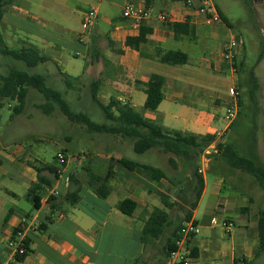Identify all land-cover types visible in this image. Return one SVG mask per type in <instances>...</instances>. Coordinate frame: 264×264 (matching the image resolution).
Wrapping results in <instances>:
<instances>
[{
    "label": "crops",
    "instance_id": "0c3cea01",
    "mask_svg": "<svg viewBox=\"0 0 264 264\" xmlns=\"http://www.w3.org/2000/svg\"><path fill=\"white\" fill-rule=\"evenodd\" d=\"M205 1L196 0L190 7L184 0H154L148 9L150 17L136 23L122 16L123 9L128 3L145 7L144 0H13L0 28L3 37L7 33L15 44L34 45L49 59L42 64L53 65L43 74L48 81L58 78L66 87L64 75L79 77L76 84L83 78L90 79V83L99 80L98 96L103 104L115 98L133 107L147 121L170 131L208 135L215 137L212 143H223L239 121V115L231 125L225 120L226 108L233 101L231 91L239 88V81L237 69L234 72L232 63L224 58L223 48L230 39L238 40L235 63H245L243 52L253 38L236 34L221 9L230 25L224 21L207 25L205 16L198 12ZM91 9L97 11L98 18L86 43L81 44L77 36L84 15ZM161 14L170 20L161 21ZM187 21L194 36L187 34L176 40L172 25ZM142 29L151 32L139 50L126 46L127 38L138 37ZM253 45L259 50L257 63L263 41ZM160 49L184 52L188 61L182 65L163 63L158 56ZM83 55V67L71 59ZM153 74L165 79L164 99L156 110H147L143 84ZM259 107L263 104L259 103ZM243 136L253 137L247 132ZM256 137H264L260 127ZM18 139L0 137V264H16L8 241L16 238L19 231L27 242L28 254L17 264H133L144 253L140 234L149 214L154 208H162L163 200L178 201L180 187L165 179L154 180L140 170L129 171L120 163L133 150L132 142L124 137H89L90 152L72 158L64 150L67 163L63 167L56 156L47 162L34 146ZM144 154L157 158L159 163L162 156L166 157L155 149ZM47 165L58 170L57 178ZM154 167L169 173L163 163ZM110 169L113 175L107 185L111 192L101 198L89 180L104 178ZM37 170H42L41 175L52 186L41 192L39 208L35 209L28 191L38 182ZM233 170L221 155L206 165L204 189L192 211L196 233L189 243L190 264H236V260L238 264H264V252L256 254L261 209ZM180 171L181 168L174 169L169 174L175 176ZM72 175L77 183L70 187ZM77 188L79 199L70 204L64 198L70 189ZM124 199L137 205L132 216L117 208ZM214 217L219 222L230 221L232 227L226 230L212 225Z\"/></svg>",
    "mask_w": 264,
    "mask_h": 264
},
{
    "label": "trees",
    "instance_id": "16d2710c",
    "mask_svg": "<svg viewBox=\"0 0 264 264\" xmlns=\"http://www.w3.org/2000/svg\"><path fill=\"white\" fill-rule=\"evenodd\" d=\"M243 2L246 5L251 3L250 0H243ZM12 3L13 0H0V23ZM153 3L154 0H144L146 9H149ZM218 12L221 20L230 25L227 17L219 9ZM172 29L176 40L181 39L183 35H193L194 32L188 21L186 23H174ZM150 32V29H142L138 37L127 38L126 46L139 50L140 45L147 41L146 35ZM0 54L11 60L23 63L25 67L11 68L6 73L0 72V109L4 106L5 101L16 102L13 109L14 114H21L24 110L29 90L32 88L43 96L44 103L38 105V108L47 116L59 110L70 123L83 125L88 133L120 136L130 140L133 144V150L137 154H144L152 149H157L164 155H171L168 158L171 170L178 168L182 170L175 176H171L165 170L149 164H143L124 157L120 159V163L129 171L140 170L157 181L165 179L172 185L180 187L178 196L180 194L185 196L183 201L178 199L174 203L163 200L162 208H154L152 210L140 234L144 253L133 263L167 264L170 255L176 250V241L180 237L182 225L191 220L192 211L197 207L200 200L204 189L203 176L198 173L200 155L206 147L212 144L215 137L170 131L158 123L147 121L133 107L123 104L115 98H112L108 104H103L98 96L101 85L99 80H94L90 84L91 97L103 112L105 122H94L86 113L75 112L66 99V92L50 85L45 75L30 71V69H35L49 61L37 47L24 43L21 48H10L6 44L0 28ZM158 56L161 62L167 64L182 65L188 61V55L181 51H163L160 49ZM263 58L264 41L255 66ZM244 64L243 62L240 64L235 63L238 75H241L238 67L243 68ZM255 66L245 71V78H239V89H244L245 91L244 95L239 96V120L245 114L247 116L246 120H255L248 132L253 137H247V149L245 150L247 154L240 153L234 142H224L219 144L218 147L225 164L232 169L251 176L258 183L264 194V161L259 154L260 138L256 137L259 131L256 117L261 110L259 107L261 83L256 74ZM64 79L67 89H72L74 83L80 80L79 77H70L68 75H64ZM164 84V77L156 74L151 75L149 81L143 84V89L147 96L144 104L145 109L156 110L159 107L164 99ZM46 168L54 173L56 178L58 177L57 169L49 165ZM37 171L39 174L38 182L32 185L28 191V196L33 198L35 209L39 208L41 192L45 187L50 188L52 186V182L46 181L41 175L42 170ZM112 175L110 169L109 174L104 178L89 180L90 187L99 197L107 198L111 192L107 183ZM76 183L77 180L73 175L70 176V187H73V184ZM64 199L70 204L76 203L79 199V188L70 189ZM117 208L123 214L132 216L137 209V205L129 199H124L117 204ZM171 211L179 212V215L173 216ZM181 214H183V217H181ZM258 229L259 245L256 254L259 255L264 252V210L262 209L260 210ZM25 245L27 247L26 240ZM26 256L21 257L20 261H23ZM243 262L248 263L246 259ZM238 263L239 261L236 260V264Z\"/></svg>",
    "mask_w": 264,
    "mask_h": 264
},
{
    "label": "rangeland",
    "instance_id": "374dc122",
    "mask_svg": "<svg viewBox=\"0 0 264 264\" xmlns=\"http://www.w3.org/2000/svg\"><path fill=\"white\" fill-rule=\"evenodd\" d=\"M210 2L217 10L221 9L229 18L232 26H234L233 30L236 34H242L248 39L253 38V42L249 43L247 50L243 52V59L245 61L244 67H238L241 71V75L237 74V80L239 81L240 77L245 78L246 70L256 65L259 50L253 43L259 44L264 41V0H252L250 5H246L243 0H211ZM4 35V40L10 48L18 49L22 47V45L13 43L7 37V33ZM62 36L63 35L60 34V37ZM71 59L76 61L81 67H83L86 62V57H84V55L78 58L71 57ZM52 67L53 65L50 63L45 67L40 65L35 69H30V71L33 73L46 74L48 70H52ZM255 67H257L256 70L261 83L259 103L263 104L259 112L261 115L257 114L256 122L260 125L259 127L262 133H264V118L262 120V117H264V60ZM11 68L25 67L23 63L11 60L0 54V72L6 73ZM59 81L58 78H51L48 82L57 89L66 92V99L75 112L86 113L94 122H105L103 112L92 100L90 79L83 78L80 84L75 83V90L67 89V87L63 85L64 83L62 82L61 84ZM239 91L241 93L240 95H244V89H239ZM42 103H44L43 96L32 88L29 90L24 110L19 115H15L13 111L16 102L5 101L4 106L0 109V137H17L20 141L25 139L28 146H34V151L42 153L44 160L47 162L53 161L59 150V152L62 153L68 152L72 158L82 156L83 152H90L92 148L89 146V137H120L88 133L83 125L70 123L59 110L47 116L38 108V105ZM246 119L247 116L245 114L236 124L235 130H231L230 133L225 135L226 137H224L223 141V143L234 142L238 151L242 154H247L245 150L247 149L248 142L247 137H242V135L249 132L255 121ZM27 137L30 138L26 139ZM259 138V154L264 161V137ZM34 139L39 141L34 142ZM155 151L159 150L155 149ZM169 157H171V155H166V157L162 156V163L168 168L169 173H172L173 170H171V166L168 163ZM127 158L138 162H148L154 166H161L162 164L159 163L161 161L157 158H148V154H137L133 150L128 153ZM178 162L180 163L179 160ZM73 164L74 163H72L70 170L73 168ZM233 171L235 173L234 176L245 183L246 192L252 196L257 207L264 210V194L258 183L248 174L238 170ZM209 178H211V176H209ZM230 182V180L227 182L228 187L231 186ZM184 198V194L177 196V200L180 199L183 201ZM172 215H175V211H172ZM181 217H183V214H181Z\"/></svg>",
    "mask_w": 264,
    "mask_h": 264
},
{
    "label": "built area",
    "instance_id": "2783aa9c",
    "mask_svg": "<svg viewBox=\"0 0 264 264\" xmlns=\"http://www.w3.org/2000/svg\"><path fill=\"white\" fill-rule=\"evenodd\" d=\"M196 0H185L186 6H193ZM198 12L205 16V23L207 25H213L216 23H221V17L219 15L218 10L215 6L209 1L203 2V4L198 9ZM122 16L125 19H131L136 23H140L143 20H146L150 17V12L146 7L134 5L132 3H128L125 5ZM98 18V13L95 9L89 10L82 19V29L79 32L77 39L78 42L81 44L86 43V39L88 38L89 34L91 33L94 24ZM159 19L163 22L170 20V18L166 14H161ZM240 47V43L238 40L232 38L230 39L223 48V55L225 60L230 61L233 66L234 72H236L235 68V60L237 55V50ZM232 97L233 101L230 105L227 106L225 111V120L226 122L231 125L238 117L239 114V96L240 91L238 87L232 89ZM218 143L214 142L208 147H206L200 155V166L198 169V173L200 175H204L206 165L208 164L209 160L214 156L220 155V150ZM56 160L60 167H63L67 163V157L64 153L59 152L56 155ZM210 223L212 225H220L224 229L228 230L232 227V223L230 221H221L219 222L217 218H212ZM196 233V224L191 219L185 222L182 225L180 230V237L176 241V250L172 252L168 259L167 264H190L192 260L191 250L189 247V243L192 240ZM8 247L12 251V261L13 263H20V258L27 255V247L25 245V238L22 235V232L17 233L16 238H11L8 241Z\"/></svg>",
    "mask_w": 264,
    "mask_h": 264
},
{
    "label": "water",
    "instance_id": "95a60500",
    "mask_svg": "<svg viewBox=\"0 0 264 264\" xmlns=\"http://www.w3.org/2000/svg\"><path fill=\"white\" fill-rule=\"evenodd\" d=\"M250 2H252V0H250Z\"/></svg>",
    "mask_w": 264,
    "mask_h": 264
}]
</instances>
